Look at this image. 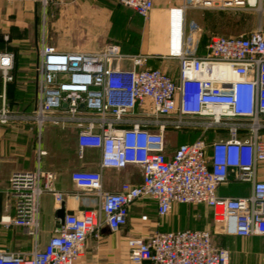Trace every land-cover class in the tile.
I'll use <instances>...</instances> for the list:
<instances>
[{
    "label": "built area",
    "instance_id": "2783aa9c",
    "mask_svg": "<svg viewBox=\"0 0 264 264\" xmlns=\"http://www.w3.org/2000/svg\"><path fill=\"white\" fill-rule=\"evenodd\" d=\"M35 1L46 14L66 0ZM119 2L148 19L157 0ZM263 2L183 0L172 7L169 22L177 19L183 24L181 38L169 44V56L180 60L177 78L147 66L150 54H127L117 43L95 51H70L43 38L36 103L22 118L35 124L39 134L48 127L61 137L75 135L80 158L86 149L100 150L98 170L71 172L77 186L96 192L100 205L82 215L66 213L62 227L40 248L42 196L50 193L59 209L66 194L55 185L57 173L44 169L40 160L35 170L13 172L6 192L15 200V213L1 222L26 228L34 248L28 254L0 249V264H86L82 258L88 241L100 239L105 225L111 232L119 231L128 222L131 206L142 199L156 200L157 226L150 235L132 241V264L230 263V250L216 245L209 229H160L175 203L208 207L224 235L264 236V29L214 34L203 55L192 52L185 33L191 8L260 10ZM125 61L130 66H123ZM13 66L14 54L1 52L5 84L13 80ZM224 69L230 75H224ZM14 117L5 108L0 112L4 123ZM168 129L196 132L197 137L170 150ZM46 153L39 150L41 156ZM129 164L141 166L142 183L125 181L118 190H105L103 170ZM231 169L237 172L234 179ZM232 182L249 183L251 193L220 195L219 187ZM141 219L150 220L147 214Z\"/></svg>",
    "mask_w": 264,
    "mask_h": 264
},
{
    "label": "crops",
    "instance_id": "0c3cea01",
    "mask_svg": "<svg viewBox=\"0 0 264 264\" xmlns=\"http://www.w3.org/2000/svg\"><path fill=\"white\" fill-rule=\"evenodd\" d=\"M182 3L183 0H157L149 18L145 19V26L150 27L152 23L160 20L166 28L169 24L170 9ZM118 9V0H66L58 9L51 6L44 14L42 7L35 0H0V53L9 51L14 54V66L10 72L13 80L5 84L0 70V91L4 93V99L0 101V112L5 108L8 112L15 114L9 122L4 123L0 119V249L28 254L34 248V238L26 228L15 225L7 227L2 224L1 219L5 215L13 216L15 213V200L8 197L6 192L11 174L16 171L35 170L39 160L44 169L57 173L55 185L58 190L66 194L61 205V207L65 206L66 213L82 215L87 210L98 209L100 205L96 192L77 186L71 178V172L75 169L98 170L100 150L86 149L85 155L80 158L75 135L72 136L71 143L66 146L64 137H61L58 131L47 127L39 134L35 124L22 118L23 113L34 108L36 103L39 47L43 38L48 44L70 51H95L107 43H117L127 54H150L147 66L167 71L174 78H177L179 74L180 60L169 56L170 48L166 31L163 41L165 44L161 46L163 58L166 60H161L153 54L145 33L136 51L128 50L126 44L133 40L134 33H126L121 37L114 31L116 23L114 26L110 16L114 10ZM77 15L88 18V22L83 23L88 27L87 31H81L82 36L88 37L83 45H74L68 40L73 33ZM56 17L59 18L54 19ZM178 22L181 29L182 22L180 20ZM122 65L128 67L130 62L125 61ZM190 133L197 135L196 132ZM167 134L169 135L167 145L170 150L180 143L191 142L192 135L188 131L168 129L166 138ZM40 149L46 150L47 153L39 155ZM236 174L235 169L230 170L232 179ZM103 178L104 189L115 191L125 181L132 184L142 183L143 172L141 166L129 164L121 170L104 169ZM219 193L222 196H244L251 193V185L232 182L221 185ZM186 205L175 203L171 212L179 209L180 216L186 217ZM198 206L208 208L204 205ZM57 210L53 196L45 193L41 199L40 209V248H43L50 236L59 229ZM143 214H147L150 220L143 221L141 219ZM157 218L156 200L136 201L130 208L127 224L119 231L111 232L105 225L101 230L100 239L91 238L88 241L85 256L82 258L83 262L86 264H132L129 259L132 241L150 235L157 226ZM159 227L161 230L202 229L180 227L178 223L165 225V222ZM224 245L231 252L229 264H264V236L226 235Z\"/></svg>",
    "mask_w": 264,
    "mask_h": 264
},
{
    "label": "rangeland",
    "instance_id": "374dc122",
    "mask_svg": "<svg viewBox=\"0 0 264 264\" xmlns=\"http://www.w3.org/2000/svg\"><path fill=\"white\" fill-rule=\"evenodd\" d=\"M52 7L54 9H58L60 5H54ZM78 15L75 20L73 33L70 38H68V40H70V42L74 45H83L87 41L88 37H86V35L82 36L81 31H87L86 29L88 27L83 23L88 22V18ZM110 17L114 23V26L116 23L114 31L121 37L128 32L138 34L139 30V44L141 45L143 41V34L145 33V37L148 36L149 39L148 43V39L146 38V43L151 45V50L154 52L153 54H156V56H158L157 58L160 57L161 60H166V58H163L161 49V46L165 44V42H163L165 40V31L168 34L166 38L169 44L171 40L177 42L181 38H179V34L180 36L183 34V24L181 23L180 29L177 19L174 20L172 24L169 22L166 28L163 26L160 20L152 23L150 27L149 25L145 26V19L143 17L138 16L132 9L122 6L120 2L119 9L114 10ZM57 18L59 17L54 19ZM259 26L264 29V9L258 10L256 8H249L242 10H226L223 12L222 10L210 8H191L187 11L185 18L186 43L192 52L203 55L207 52V49L204 47V45H201L199 49V44L202 41L208 44L209 39L214 34H226L227 36L237 35L248 33L249 31L257 29ZM126 45L127 48H130L128 43ZM216 131L211 133L212 137L215 135ZM168 134L166 138L167 141L169 140ZM180 134H183V132H180ZM189 134L192 135L190 141L196 139L197 135L190 132ZM72 136L73 134L65 135L64 143L66 146L71 143ZM171 142L173 141L171 140ZM185 207L187 209L186 217L180 216L179 209L174 210L164 220L165 225L171 223L177 225L178 223L180 227L209 229L212 233L214 243L218 246L224 247V237L226 235H224L222 232L220 224L215 221L212 211L208 208L198 205H186Z\"/></svg>",
    "mask_w": 264,
    "mask_h": 264
},
{
    "label": "trees",
    "instance_id": "16d2710c",
    "mask_svg": "<svg viewBox=\"0 0 264 264\" xmlns=\"http://www.w3.org/2000/svg\"><path fill=\"white\" fill-rule=\"evenodd\" d=\"M123 6V5H122ZM224 12V11H223ZM250 32V31H249ZM129 33V32H128ZM130 34V33H129ZM137 34V33H136ZM136 34H134V38H133V40H130L129 42H128V45H130V48H129V50H133V51H136V47H138V45H139V40H140V33H139V30H138V38L136 39ZM219 34V33H218ZM220 35H226V34H220ZM202 41V40H201ZM201 45H204V47L207 49V43H205V42H201L200 44H199V49H200V47H201ZM34 106V105H33ZM33 109V108H32ZM31 109V110H32ZM212 133V132H211ZM211 133H209L208 135H207V138L208 139H211L212 138V135H211Z\"/></svg>",
    "mask_w": 264,
    "mask_h": 264
},
{
    "label": "water",
    "instance_id": "95a60500",
    "mask_svg": "<svg viewBox=\"0 0 264 264\" xmlns=\"http://www.w3.org/2000/svg\"><path fill=\"white\" fill-rule=\"evenodd\" d=\"M65 216H66V210H65V206L63 205V206H62L60 209H58L57 212H56L57 227H58V228H61L62 225L64 224Z\"/></svg>",
    "mask_w": 264,
    "mask_h": 264
},
{
    "label": "bare ground",
    "instance_id": "6f19581e",
    "mask_svg": "<svg viewBox=\"0 0 264 264\" xmlns=\"http://www.w3.org/2000/svg\"><path fill=\"white\" fill-rule=\"evenodd\" d=\"M223 72H224V75H227V76H228V75H230V71H229V70H227V69H224V71H223Z\"/></svg>",
    "mask_w": 264,
    "mask_h": 264
}]
</instances>
